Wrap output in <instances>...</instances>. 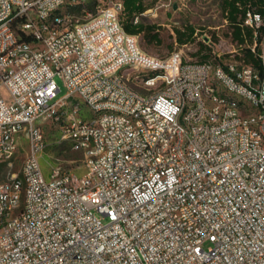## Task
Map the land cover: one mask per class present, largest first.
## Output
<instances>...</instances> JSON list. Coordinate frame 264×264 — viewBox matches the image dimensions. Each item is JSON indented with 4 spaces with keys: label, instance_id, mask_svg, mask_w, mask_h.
Instances as JSON below:
<instances>
[{
    "label": "built area",
    "instance_id": "built-area-1",
    "mask_svg": "<svg viewBox=\"0 0 264 264\" xmlns=\"http://www.w3.org/2000/svg\"><path fill=\"white\" fill-rule=\"evenodd\" d=\"M84 1L0 0V264H264V41L259 68L159 58ZM46 121L80 174L43 173Z\"/></svg>",
    "mask_w": 264,
    "mask_h": 264
},
{
    "label": "rangeland",
    "instance_id": "rangeland-1",
    "mask_svg": "<svg viewBox=\"0 0 264 264\" xmlns=\"http://www.w3.org/2000/svg\"><path fill=\"white\" fill-rule=\"evenodd\" d=\"M144 9H151L138 16V22L143 25H152L151 32L142 30L137 33L138 45L146 53L164 58L171 51L180 50L187 61H201L209 59L212 62H239L242 61L241 47L252 46L253 43L239 45L231 35V26L222 11V0H138ZM125 5V4H124ZM80 7L93 11V0H85ZM78 7L72 13L81 16ZM122 21L127 19L126 14L121 15ZM186 26L193 28V33L187 35ZM176 30L184 31L182 41L177 39ZM154 32V36H150ZM209 39V41L207 40ZM264 38L258 44V51ZM256 51V47H255ZM204 55V57H201ZM132 74L135 72L129 69ZM140 75L142 73L140 72ZM58 95L65 92L61 81ZM130 84L138 88L136 80H129ZM79 114L84 118L91 116L84 105L80 106ZM44 148L39 158L42 171L45 175L53 167L75 174L82 172V153L71 147L69 140L61 138L59 124L46 121L42 124ZM27 147H21L13 159L10 171H17L26 155Z\"/></svg>",
    "mask_w": 264,
    "mask_h": 264
},
{
    "label": "trees",
    "instance_id": "trees-1",
    "mask_svg": "<svg viewBox=\"0 0 264 264\" xmlns=\"http://www.w3.org/2000/svg\"><path fill=\"white\" fill-rule=\"evenodd\" d=\"M123 14H126V21L123 22L125 32L137 34L142 30L151 32L152 25H143L140 22L133 23V17L144 9V5L138 0H124ZM221 8L231 26V35L239 45L255 42L256 52L258 51L257 44L264 38V0H222ZM254 10L260 13L262 23L255 29L244 23L246 10ZM187 35L193 33L191 26H186ZM154 32L150 36H154ZM184 31L176 30L177 39L182 41ZM251 46L241 47V57L246 63L259 68L257 56L251 51ZM204 57V55H201Z\"/></svg>",
    "mask_w": 264,
    "mask_h": 264
}]
</instances>
